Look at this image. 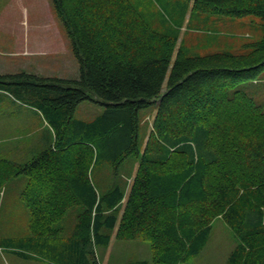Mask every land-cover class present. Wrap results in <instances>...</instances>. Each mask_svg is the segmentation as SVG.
<instances>
[{
    "label": "trees",
    "instance_id": "16d2710c",
    "mask_svg": "<svg viewBox=\"0 0 264 264\" xmlns=\"http://www.w3.org/2000/svg\"><path fill=\"white\" fill-rule=\"evenodd\" d=\"M183 1L195 15L264 21V0ZM52 3L80 79L23 73L21 82V74H0V90L29 96L25 103L55 131L53 146L30 163L0 161V193L12 179L29 178L22 199L36 239L64 240L50 246L59 264H99L97 247H108L117 229V239L148 241L154 264H182L203 250L222 218L239 241L227 264H264V102L247 90L264 72V23L247 53L190 56L130 0ZM85 101L105 112L75 119ZM153 103L141 151V111ZM130 156L140 161L128 194L119 186L101 194L91 170L104 159L116 175ZM76 207L75 228L62 239L58 223Z\"/></svg>",
    "mask_w": 264,
    "mask_h": 264
},
{
    "label": "rangeland",
    "instance_id": "374dc122",
    "mask_svg": "<svg viewBox=\"0 0 264 264\" xmlns=\"http://www.w3.org/2000/svg\"><path fill=\"white\" fill-rule=\"evenodd\" d=\"M130 1L145 15L154 30L171 36L176 34L177 49L183 48L190 56L214 52L244 54L248 52V45L263 37L264 21L257 17L235 19L195 15L192 3L183 0ZM23 73L40 78L80 79L79 62L68 30L52 0H0V74H21L23 78ZM22 78L19 80L24 82L26 79ZM258 81L247 90L254 100L264 102V72ZM28 100L30 97L19 94L17 88L12 93L0 90V161L25 165L33 159V155H26L33 149L32 142L43 140L49 146L55 141L54 137H49L55 131L44 117L41 119L36 115L38 112L25 103ZM157 103L141 111V151L145 147ZM105 109L99 103L85 101L77 106L74 118L91 122ZM146 124L149 125L145 130ZM48 138H51L49 144ZM139 161L138 157H128L118 166L115 175L111 162L103 159L91 170V180L101 194L116 186L127 188L128 194ZM28 183L29 178L21 175L9 181L0 193V264H59L50 246L64 240L42 242L36 239L30 228L31 214L22 199ZM81 211L80 207L71 209L58 223V227L64 228L62 239L72 234ZM116 233L117 229L108 247H97L99 264H154L148 241L120 240ZM238 242L234 231L222 218H217L212 223L203 250L182 264H227Z\"/></svg>",
    "mask_w": 264,
    "mask_h": 264
},
{
    "label": "crops",
    "instance_id": "0c3cea01",
    "mask_svg": "<svg viewBox=\"0 0 264 264\" xmlns=\"http://www.w3.org/2000/svg\"><path fill=\"white\" fill-rule=\"evenodd\" d=\"M19 2H20V0H18ZM27 74H29V73H27ZM31 75H33V74H31ZM36 76V75H35ZM27 108H28V106H27ZM29 108H31V107H29ZM31 109H33V110H36L38 113H36V115H38L41 119H42V117H44V116H42V114L43 113H41V111L39 110V109H37V108H31ZM45 118V117H44ZM52 136H49V137H54V134L52 133L51 134ZM28 136L29 137H31V134L29 133L28 134ZM50 140H51V138H48V144H49V142H50ZM54 140H55V137H54ZM53 144H54V141H53V143H50L49 144V146L47 145V143L45 142V141H43V140H38V141H34V142H32V145H33V149L32 150H30L29 151V153H27L26 155H28L29 156V154L30 155H33V156H31L33 159H35L36 157H37V155H40L42 152H44L45 150H47V149H49L50 147H52L53 146ZM48 146V147H47ZM31 152H34V154L33 153H31ZM30 157V156H29ZM32 159V160H33ZM31 160V161H32ZM31 161H29L28 163H30Z\"/></svg>",
    "mask_w": 264,
    "mask_h": 264
}]
</instances>
